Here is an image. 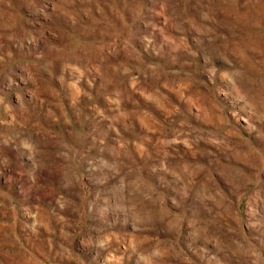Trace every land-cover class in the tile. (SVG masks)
I'll use <instances>...</instances> for the list:
<instances>
[{
	"label": "rangeland",
	"instance_id": "1",
	"mask_svg": "<svg viewBox=\"0 0 264 264\" xmlns=\"http://www.w3.org/2000/svg\"><path fill=\"white\" fill-rule=\"evenodd\" d=\"M0 264H264V0H0Z\"/></svg>",
	"mask_w": 264,
	"mask_h": 264
}]
</instances>
